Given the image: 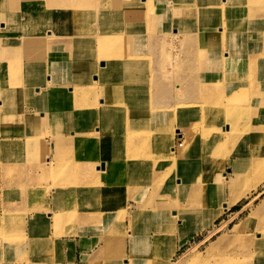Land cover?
<instances>
[{
  "label": "rangeland",
  "instance_id": "rangeland-1",
  "mask_svg": "<svg viewBox=\"0 0 264 264\" xmlns=\"http://www.w3.org/2000/svg\"><path fill=\"white\" fill-rule=\"evenodd\" d=\"M263 21L264 0H0V198L8 202L0 245L21 243L29 225L13 201L24 186L31 218L51 237L84 235L76 219L89 212L82 220L96 239L94 224L110 216L104 251L116 257L133 230L128 188L140 186L134 200L166 205L176 229L167 259L176 250V264H264V179L256 185L240 160L244 147L253 159L264 154V28L254 27ZM194 69L201 79L193 83ZM102 80L107 91L90 89ZM168 89L197 100L169 106ZM180 133L192 141L181 155ZM73 142V158L56 160ZM224 171L232 185L219 192ZM193 176L198 185L188 190ZM184 228L198 235L181 237L177 252ZM155 253L146 264H164Z\"/></svg>",
  "mask_w": 264,
  "mask_h": 264
},
{
  "label": "crops",
  "instance_id": "crops-1",
  "mask_svg": "<svg viewBox=\"0 0 264 264\" xmlns=\"http://www.w3.org/2000/svg\"><path fill=\"white\" fill-rule=\"evenodd\" d=\"M174 29H177V26H174ZM175 32L177 33L176 30L174 31V33ZM193 42H194L195 48L198 49L201 47V45L199 46V42H197V40L194 39ZM180 60L186 61L187 63L195 61V59H192L190 57L189 59H187L186 56H182V55H181ZM200 74L201 73L199 71H195V78L192 80L193 83L194 81L195 82L200 81L201 79ZM182 78H185L184 73H181L180 75L173 74L172 75L173 86L174 84L178 83L177 80L182 79ZM175 87L177 86L175 85ZM176 90L177 89H173V90L168 89V105L169 106H172L174 104H180L182 102H188V100L192 102L197 100V96L194 95L195 93L193 94L192 97L190 96V94H188L189 98L187 96L178 97L177 96L178 90L177 91ZM188 93H190L189 90H188ZM70 147H72L70 151L64 153L61 157L57 158L56 160L60 161L63 159L64 156L67 157L69 160H71L73 158V154H75L76 152V142L71 143ZM149 166H151V168L153 167L152 162L150 163ZM163 167H164L163 172L160 171L159 174L160 176H166L165 179L163 180V185L161 186V189L166 192L168 191V173H167L168 165L165 164L163 165ZM151 176L152 177L150 180L154 181V178H153L154 169L151 173ZM106 185H107V182L104 183V186ZM144 188H147V187L132 186L128 188L130 192L131 191L133 192L131 193V196L133 197L134 202L133 204H128L130 206L129 209L131 210L128 211L130 216L128 217L129 219L127 220L125 226L127 228H130V225H131L133 226V230L132 231L128 230L126 238L124 239V241L120 242V249H121L120 255H117L116 257L113 256L112 258L109 259L107 258L106 255L108 254V252H110V249L103 251V252H101L99 248L95 249V251L86 249L87 246H89L91 243V240L93 237L91 234H87V235L84 234L85 236L64 235L59 238L54 236L55 237L54 238V237L49 236V234H51L50 231L47 230L46 233L43 232L40 229V227H38V222H36V220L31 218L30 216L31 210L28 207L31 205L29 203L27 190L23 186L20 190V194L18 193L15 194L14 196L15 198L13 199V201L17 205V211L21 210L20 212L27 213V219L25 221L29 225H27L26 229L22 230L23 232H21V235H22L21 243H17L16 245H14V247L9 246V243L7 242L5 246L3 244L0 245V258H1V255L2 256L8 255L7 257L4 256L5 259L3 261L0 259V264H84V259H86L87 261H95L94 264H131L130 263L131 256L133 258L132 260L133 261L135 260V264H146L149 261V258L151 256L152 258L156 257L155 252H157V250H158V253H157L158 258L160 257V255H164L167 257L168 255L167 224H168V219H169L168 218V208H166V205H164V207L161 208L159 207V204L156 201H150L149 199H145V202L134 200L136 198H139L140 193L144 190ZM17 191L18 190L16 189V192ZM53 198H54V195L51 197V199ZM1 200L2 198H0V219L3 217L4 213H6V209L8 208L6 207L8 202H5L2 204ZM138 210L139 211L143 210L145 212L142 215V217L138 219V221H134L133 213H135ZM103 211L104 210H101L100 214ZM7 212H10V211L8 210ZM86 213H89V212H86ZM108 217L110 218V216ZM108 217L102 215L100 217L101 219L99 218L98 221L94 224L95 227L97 228V230L95 231V234H96L95 238L98 244L100 245V248L105 242H107L106 240H104L106 236L103 234V231L106 229L105 224L108 222V219H109ZM99 221L101 222V224L99 223ZM85 223H86L85 226H79V227H82V228L87 227L88 224L87 222ZM180 227L181 228L183 227V223ZM196 235H198V231L197 232L194 230L188 231L186 230V228H184L183 230H179L176 233V238H175L176 245L179 244V240L181 237H188L190 240L194 238ZM133 238L135 239V243L138 242V247H136L135 250L132 249V239ZM39 239H42V240L50 239V242H51L50 246H48V243H47L48 247H45L46 243L42 240L40 241ZM35 240L36 242L39 241V243H35ZM162 244H165V249H166L165 252L162 250ZM123 245L125 246V252H123L122 250ZM109 246L111 247L112 245H109ZM149 247H153L155 252L151 251ZM182 247L179 246L177 248V252ZM46 250L48 251L47 253L48 255L52 252V257L49 258L45 256ZM155 264H162L161 260H158L157 262H155Z\"/></svg>",
  "mask_w": 264,
  "mask_h": 264
},
{
  "label": "bare ground",
  "instance_id": "bare-ground-1",
  "mask_svg": "<svg viewBox=\"0 0 264 264\" xmlns=\"http://www.w3.org/2000/svg\"><path fill=\"white\" fill-rule=\"evenodd\" d=\"M253 2V1H252ZM261 2V1H260ZM20 2H18V1H13L12 2V4H13V6H15V8L16 9H18L17 8V6H18V4H19ZM20 5H22V3H20ZM117 12H118V14H119V16L117 17V18H119V20H124V16L123 15H125L126 14V12L125 11H123V10H121V9H118L117 10ZM137 15V14H136ZM134 16V15H133ZM128 20V19H127ZM128 23H130V20H128ZM255 28H258V27H263L264 28V21L262 22V24L261 25H255L254 26ZM176 30V29H175ZM173 29H172V31L170 32V35H173ZM177 31V30H176ZM259 32H260V38L262 39L263 37H264V29L263 30H259ZM179 33V32H178ZM178 33H174V35H176V34H178ZM50 34L51 35H53V33H51L50 32ZM228 59L229 60H231V55H228ZM48 85H50V84H48ZM47 85V86H48ZM93 85V86H92ZM91 85V88L90 89H92L93 91H95V92H98V91H107L108 89H109V86H107L108 84L106 83V81L105 80H102L101 82H94L93 84ZM37 90H38V93L40 94L41 92V90L39 89V88H36ZM48 89H50V88H48ZM42 91H43V89H42ZM234 100H236V96L235 95H233L232 97H230V102H232V101H234ZM187 115H188V112H187ZM187 115H185L184 114V116H187ZM189 121V120H188ZM188 121H186L185 123L187 124V122ZM183 123V122H182ZM182 123H181V125H182ZM179 137H181L184 141H183V143L180 145V155L181 154H184L183 152H185V150H186V147H185V144H190L192 141H189V138H184L183 136H182V134L180 133L179 135H178ZM145 138V137H144ZM143 139V138H142ZM191 140V139H190ZM235 141H238L239 140V136H236V138L234 139ZM190 142V143H187V142ZM186 145V146H187ZM246 150H247V148L246 147H244L243 149H241V151L240 152H242L243 151V153H241L240 154V160H244V159H248V161H249V164H248V167L251 169L250 170V173H248V176L247 177H249V174H250V176H254L255 177V182L257 183L256 185H258V183L260 182V180L262 181L263 179H264V154L259 158V156H257V158L256 159H253V156H252V153L251 152H249V153H247L246 152ZM235 156L237 157V156H239V154L237 153V152H235ZM239 160V161H240ZM238 160L237 161H235V166H234V168L240 163ZM181 162V161H180ZM175 163L177 164V165H179L180 163H179V161L176 159V161H175ZM233 162L232 161H230L229 160V164H232ZM241 163H242V161H241ZM94 168H96L95 166H94ZM189 169V168H188ZM190 170V169H189ZM189 170H188V172H189ZM190 174V173H189ZM108 175V174H107ZM106 175V176H107ZM236 175V174H235ZM189 176V175H188ZM185 177H187V173H186V176ZM184 177V178H185ZM194 176L193 177H191V180H189V181H191L192 182V186H190V188H188V190H190V189H192L193 190V187H194V190L196 189V185H198L195 181H196V179H197V176L194 178ZM218 179H217V181L215 182V187L216 188H218V190H219V192L220 191H223L224 190V188H226L227 187V185H230L232 182H229L228 183V180H227V177L225 176V171L224 172H221V175L220 176H218L217 177ZM107 179V178H106ZM192 179H193V181H192ZM184 181H186L185 179H183ZM183 180H181L180 181V185L184 182ZM200 180V179H199ZM208 180V182L210 181V179H207ZM231 180H233V179H231ZM183 181V182H182ZM235 182V181H234ZM246 183V182H245ZM253 184V183H252ZM232 185V184H231ZM254 185V184H253ZM253 185H249V186H251V187H253ZM255 185V186H256ZM210 187V186H209ZM246 187V186H245ZM235 202H236V200H235ZM175 203V202H174ZM126 212H127V210H126ZM140 212H142L141 210L139 211H137V212H135V213H133V219L134 220H136L142 213H140ZM53 213V212H52ZM89 214H91V213H83L82 215H80L79 217H78V219H76V220H81V221H84V222H88V218H86L85 220H82V218L84 217V216H87V215H89ZM74 216H75V214H73ZM128 215V214H127ZM56 217H58V214L55 216V219H56ZM74 218H76V217H74ZM75 220V219H74ZM87 230V232H84V234H86V233H89L90 231H91V229L90 228H88V227H85ZM167 229H169V230H172V232H175V227H172V225H170L169 227L167 226ZM109 232V229L108 228H106L105 230H104V235H107L106 233H108ZM76 235H80V236H85V235H83V233L82 232H80V231H76ZM109 235V234H108ZM106 238H107V236H106ZM106 238H104V240H106ZM172 238L173 237H171V238H169V240H172ZM263 239H264V236H263ZM133 242H134V240L132 241V244H133ZM85 243V242H84ZM261 243H263V240L262 241H258V242H256V245L257 244H261ZM136 244V243H135ZM85 245V244H84ZM84 247V246H83ZM108 247V242H105L102 246H101V248H100V245L98 244V242H97V240L96 239H93L92 241H91V243H90V245L89 246H87V248L86 249H89V250H94L95 251V249H97V248H99L100 250H101V252H103L106 248ZM133 247H134V245H133ZM85 249V248H84ZM85 252V251H84ZM97 252V251H96ZM175 255H176V250H173V255H171V256H169V258L167 259L166 258V256H164L163 255V260H164V264H176V260L174 259L175 258ZM84 264H86V260L84 259Z\"/></svg>",
  "mask_w": 264,
  "mask_h": 264
}]
</instances>
